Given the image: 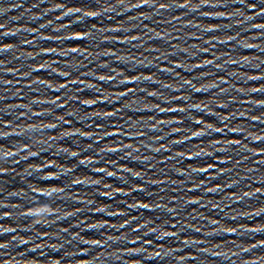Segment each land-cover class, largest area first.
Wrapping results in <instances>:
<instances>
[{"label": "clouds", "instance_id": "1", "mask_svg": "<svg viewBox=\"0 0 264 264\" xmlns=\"http://www.w3.org/2000/svg\"><path fill=\"white\" fill-rule=\"evenodd\" d=\"M43 211L44 212H47L49 216L53 215V211L51 209H49V208H45ZM28 214L29 215H37V213H34L31 210H29V213ZM40 222L41 221L39 219L36 220V223H40Z\"/></svg>", "mask_w": 264, "mask_h": 264}]
</instances>
